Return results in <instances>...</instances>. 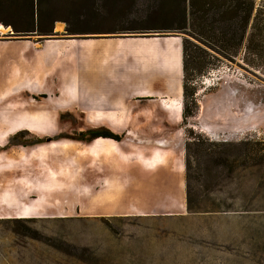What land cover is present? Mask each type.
<instances>
[{
	"label": "rangeland",
	"instance_id": "374dc122",
	"mask_svg": "<svg viewBox=\"0 0 264 264\" xmlns=\"http://www.w3.org/2000/svg\"><path fill=\"white\" fill-rule=\"evenodd\" d=\"M256 3L264 4V0ZM54 27V36L26 39L9 35L10 28L0 24V44L11 53L20 47L29 52L31 47L22 43L26 40L55 46L58 43L53 40L66 36L63 22H55ZM96 37L114 36L87 34L81 38ZM203 47L216 65L188 81V89L194 88L195 93L186 101L190 105L194 99L201 107L199 118L214 137L197 128L196 110L186 118L184 138L190 142L195 197L207 211L187 212L185 185L171 193V199L182 207L153 215H139L131 208L130 213L88 217L78 213L77 205L85 206L91 201L88 195H100L98 192L57 191L62 196L61 205L73 207L49 213L66 216L39 215L35 209L30 217H0V264H264V72L244 61L243 50L217 60L212 56L216 52ZM30 104L34 101L26 106ZM48 119L54 126L51 133L0 127V174L14 170L3 167L5 157H14L17 152L21 158L28 157L31 146L22 145L73 140L80 131L88 130L82 129L83 116L77 107L49 113ZM197 135L202 146L195 150L190 137ZM207 139L226 143L219 149L232 162L227 177H223L222 167L225 155H209L203 150L209 146ZM68 151L58 146L47 148L44 155L58 157L60 169L56 170L61 172L67 168ZM74 153V171L82 173L83 151ZM258 159L260 163L254 165ZM42 163L44 167L37 168L43 173L55 168L50 159Z\"/></svg>",
	"mask_w": 264,
	"mask_h": 264
},
{
	"label": "crops",
	"instance_id": "0c3cea01",
	"mask_svg": "<svg viewBox=\"0 0 264 264\" xmlns=\"http://www.w3.org/2000/svg\"><path fill=\"white\" fill-rule=\"evenodd\" d=\"M81 41L91 44L82 50L77 45ZM52 42L58 44L50 50L47 42L35 45L26 40L22 43L31 47L29 52L20 47L12 53L0 44V127L27 119L54 127L49 113L77 107L83 116L82 129L106 128L123 137L100 136L86 142L61 139L74 141L75 146L68 148L67 168L61 172L56 170L60 169L58 157L38 158L31 152L43 142L22 145L31 146L28 157L21 158L17 152L3 163L14 170L0 174V217H30L35 209L39 215L66 216L49 213L65 207L57 193L64 190L100 194L88 195L91 201L85 200V206L77 205L78 213L88 217L130 213L131 208L139 215H153L182 207L171 199V193L185 185L181 37ZM69 92L81 95L82 105L71 101L56 107L67 100ZM28 101L34 104L27 107ZM200 110L198 106L194 116L197 128L213 138L199 118ZM54 141L58 140L47 142ZM76 150L83 151L82 173L74 171ZM47 159L55 168L43 173L37 166L44 167ZM69 207L73 206L65 208Z\"/></svg>",
	"mask_w": 264,
	"mask_h": 264
},
{
	"label": "trees",
	"instance_id": "16d2710c",
	"mask_svg": "<svg viewBox=\"0 0 264 264\" xmlns=\"http://www.w3.org/2000/svg\"><path fill=\"white\" fill-rule=\"evenodd\" d=\"M57 21L64 23L66 37L180 36L184 124L198 107L194 99L190 105L186 101L195 93L194 88L188 89V81L216 65L203 45L216 52L212 56L217 60L243 50L244 61L264 72V4L256 0H0V24L10 28L9 35L48 38L55 35ZM100 136L115 140L123 137L106 128H94L80 131L73 140L90 141ZM190 140L195 150L202 146L198 135L191 136ZM207 140L209 146L203 149L207 154L225 155L219 147L226 143ZM189 149L190 142L185 141V207L189 213L207 211L195 197L193 180L196 177ZM259 163L258 159L254 165ZM222 167L223 177H227L232 171V162L226 155Z\"/></svg>",
	"mask_w": 264,
	"mask_h": 264
},
{
	"label": "bare ground",
	"instance_id": "6f19581e",
	"mask_svg": "<svg viewBox=\"0 0 264 264\" xmlns=\"http://www.w3.org/2000/svg\"><path fill=\"white\" fill-rule=\"evenodd\" d=\"M55 28V27H54ZM175 43V42H174ZM91 43L89 41H84V42H78L77 45L80 46V48L83 50L86 46L90 45ZM69 45H76L73 43H69ZM54 47L52 43L47 45V48H50V50ZM155 50V49H152ZM67 100L64 103H56V107L58 108H63L69 104L71 101L78 102L80 105H82V97L81 95L75 94L73 92L66 93ZM39 122L35 123L34 121H30L29 119L27 120H22L20 122L16 123H11L9 125V130L13 131L22 127L28 128L29 130L36 132V133H51L54 130V127H47V126H42L38 124ZM38 124V125H37ZM2 135V134H1ZM50 140V139H49ZM76 144V143H75ZM61 146L64 149L65 148H70L71 146H74V141L71 140H58L54 142H48L47 144L41 143L39 145H35L31 148V152L35 154L38 158L43 157L44 151L47 148H54ZM75 147V146H74ZM71 149V148H70ZM73 149V148H72ZM36 157V159H37ZM24 158V157H23ZM35 159V158H34ZM35 159V160H36ZM27 213H21V216H27ZM18 216V215H17Z\"/></svg>",
	"mask_w": 264,
	"mask_h": 264
},
{
	"label": "water",
	"instance_id": "95a60500",
	"mask_svg": "<svg viewBox=\"0 0 264 264\" xmlns=\"http://www.w3.org/2000/svg\"><path fill=\"white\" fill-rule=\"evenodd\" d=\"M102 35H111V34H102ZM114 37H118V36H115L113 35ZM121 36V35H120ZM86 40V39H89V38H77V37H65V38H61L60 40Z\"/></svg>",
	"mask_w": 264,
	"mask_h": 264
},
{
	"label": "flooded vegetation",
	"instance_id": "af4514ba",
	"mask_svg": "<svg viewBox=\"0 0 264 264\" xmlns=\"http://www.w3.org/2000/svg\"><path fill=\"white\" fill-rule=\"evenodd\" d=\"M24 134H25V135H28V134H26V133H24ZM25 135H24V136H25ZM22 138H24V137H22Z\"/></svg>",
	"mask_w": 264,
	"mask_h": 264
}]
</instances>
